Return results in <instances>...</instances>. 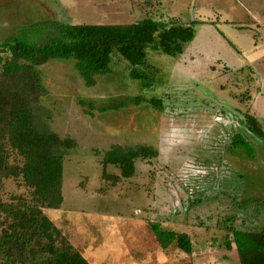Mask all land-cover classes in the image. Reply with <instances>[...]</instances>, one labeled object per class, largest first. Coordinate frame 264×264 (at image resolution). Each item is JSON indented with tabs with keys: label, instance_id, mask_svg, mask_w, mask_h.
Segmentation results:
<instances>
[{
	"label": "rangeland",
	"instance_id": "rangeland-1",
	"mask_svg": "<svg viewBox=\"0 0 264 264\" xmlns=\"http://www.w3.org/2000/svg\"><path fill=\"white\" fill-rule=\"evenodd\" d=\"M146 17L217 24L197 25L179 56L150 45L147 62L137 67L150 85L132 79L118 54L92 86L72 60L39 67L48 90L39 105L51 114L50 129L78 143L64 161V203L45 212L92 264H240L222 226L233 216L235 228L264 229V140L252 136L254 157L230 150L233 134L247 131L244 112L264 128V0H0V40L42 24L32 40L47 39L56 22ZM137 96H155L163 106L137 104ZM79 100L96 107L93 115ZM121 101L127 104L120 109L97 110ZM116 143L151 145L158 155L137 160L134 177L112 185L101 159ZM107 171L119 173L114 166ZM14 194L28 189L7 179L4 198ZM151 222L189 234L193 253L176 244L163 249Z\"/></svg>",
	"mask_w": 264,
	"mask_h": 264
},
{
	"label": "trees",
	"instance_id": "trees-1",
	"mask_svg": "<svg viewBox=\"0 0 264 264\" xmlns=\"http://www.w3.org/2000/svg\"><path fill=\"white\" fill-rule=\"evenodd\" d=\"M199 24L216 25L217 21L146 17L124 24L56 22L48 27L49 37L43 41H34L31 35L40 37L44 24L23 28L17 36L0 40V258L4 263L92 264L45 212L64 203V161L78 143L50 129L51 114L39 105V99L48 93L39 67L51 59L72 60L86 85L92 86L98 76L110 72L113 56L118 54L129 65L132 79L150 85L145 72L137 68L147 62L148 47L155 44L165 54L179 56L195 38ZM229 44L234 46L231 41ZM135 101L163 106L155 96H137ZM79 104L93 115L96 107L91 103L79 100ZM126 104L121 101L97 110H117ZM244 118L247 131L233 134L230 150L254 157L252 136L264 140V128L255 115L244 112ZM157 155V149L147 144H112L102 153V176L116 185L134 177L137 160ZM108 166L116 167L119 173H109ZM10 178L25 186L28 194H14L6 200L5 181ZM234 220L233 216L224 219L226 248L235 246L240 264H264V229L235 228ZM150 226L163 249L176 244L181 251L193 253L189 234L155 222Z\"/></svg>",
	"mask_w": 264,
	"mask_h": 264
}]
</instances>
